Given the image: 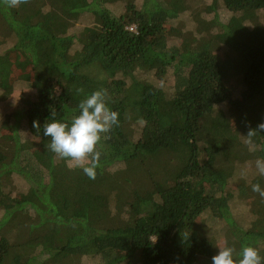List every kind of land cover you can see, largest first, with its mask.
I'll use <instances>...</instances> for the list:
<instances>
[{
  "label": "trees",
  "instance_id": "obj_1",
  "mask_svg": "<svg viewBox=\"0 0 264 264\" xmlns=\"http://www.w3.org/2000/svg\"><path fill=\"white\" fill-rule=\"evenodd\" d=\"M101 88L119 126L90 179L43 126ZM0 103V264L264 257V133L244 137L264 123V0L0 3Z\"/></svg>",
  "mask_w": 264,
  "mask_h": 264
},
{
  "label": "clouds",
  "instance_id": "obj_2",
  "mask_svg": "<svg viewBox=\"0 0 264 264\" xmlns=\"http://www.w3.org/2000/svg\"><path fill=\"white\" fill-rule=\"evenodd\" d=\"M29 0H0L9 8L28 3ZM83 93V88L76 89ZM107 89H96L84 96L78 104L79 114L73 116L70 123L53 120L44 124V135L50 137L46 146L58 157L66 159L70 168H81L90 179H95L96 168L100 165L101 151L97 149L102 134H108L119 126V113L108 106ZM38 128L39 124L34 123ZM244 135L245 143L250 150L255 148L254 137L264 133V123L251 128ZM106 138V137H105ZM255 168L259 175L264 176V157L255 160ZM252 191L264 198V189L257 184L252 185ZM237 258L233 247H219L218 254L212 257V264H264L258 249L244 246Z\"/></svg>",
  "mask_w": 264,
  "mask_h": 264
},
{
  "label": "rangeland",
  "instance_id": "obj_3",
  "mask_svg": "<svg viewBox=\"0 0 264 264\" xmlns=\"http://www.w3.org/2000/svg\"><path fill=\"white\" fill-rule=\"evenodd\" d=\"M171 24L173 26L175 25L176 27H179L180 24H183V23H182V20L181 19H177L176 21H174V23L171 22ZM37 48L39 50V54H40L39 56L41 57L40 62H39V66H40V68H42V67L45 66V63H46L45 55H47V52L45 50V46H43V45H40V46L37 45ZM24 94L25 95H29L30 94V91L25 90L24 91ZM10 102H13V100H10ZM262 104L263 105H262V111H261V113L264 111V103H262ZM0 118H7L11 122V119L8 116V109H7V107L3 103H0ZM213 144L216 145L217 147H219L221 145V143L219 141H215V142H213Z\"/></svg>",
  "mask_w": 264,
  "mask_h": 264
}]
</instances>
